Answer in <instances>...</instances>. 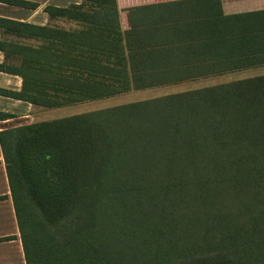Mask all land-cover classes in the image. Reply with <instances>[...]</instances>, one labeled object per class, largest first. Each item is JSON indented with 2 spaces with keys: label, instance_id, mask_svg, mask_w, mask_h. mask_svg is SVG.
I'll return each instance as SVG.
<instances>
[{
  "label": "trees",
  "instance_id": "1",
  "mask_svg": "<svg viewBox=\"0 0 264 264\" xmlns=\"http://www.w3.org/2000/svg\"><path fill=\"white\" fill-rule=\"evenodd\" d=\"M83 1L58 10L81 29L0 19L39 38L0 41L23 80L0 94L54 109L264 64L241 35L214 57L212 40L123 42L115 0ZM0 148L26 264H264V75L7 129Z\"/></svg>",
  "mask_w": 264,
  "mask_h": 264
},
{
  "label": "crops",
  "instance_id": "2",
  "mask_svg": "<svg viewBox=\"0 0 264 264\" xmlns=\"http://www.w3.org/2000/svg\"><path fill=\"white\" fill-rule=\"evenodd\" d=\"M115 4L123 42L129 38L147 44L149 42L153 44L182 42L181 45L192 43L196 46L201 41L212 40V46H209V48L212 47L209 57L211 54L214 57L215 51H219L215 48L216 43L227 41L231 37L236 41L238 36H245L247 43L239 42H242L243 46H248L250 42L251 46H256V48H259L264 40L260 31L264 27V0H115ZM92 7L90 3L83 0H0V19L39 28L70 31L83 28L82 21L77 17V13L75 15L70 12L62 14L58 10L76 8L75 12L81 13V11L89 12ZM47 8L53 10L51 14L47 13ZM94 8L98 9V5ZM11 40L23 44L31 43L33 46L39 44V38L18 37L0 29V41ZM227 45L231 49V45L229 43ZM188 56L193 57V54L189 53ZM3 62H5V54L0 51V64ZM241 73L252 74L235 80L264 75V64L227 71L193 81L223 78ZM188 82L151 89L178 86ZM22 83L20 76L0 71V90L20 92ZM46 110L53 109H43L26 101L0 94V114L11 116L0 119V132L43 122L45 120L40 118V114L43 113L46 118L44 114ZM0 264H26L1 148Z\"/></svg>",
  "mask_w": 264,
  "mask_h": 264
},
{
  "label": "rangeland",
  "instance_id": "3",
  "mask_svg": "<svg viewBox=\"0 0 264 264\" xmlns=\"http://www.w3.org/2000/svg\"><path fill=\"white\" fill-rule=\"evenodd\" d=\"M255 73H258V72H255ZM251 74L252 73H246V74L241 73V74H232L231 76H227L223 78L221 77L207 78V79H202L198 81L184 83L178 86H168V87L160 88V89L159 88L149 89V90H143V91L131 90L128 92H122V94L114 96L110 99H105V100H100V101H95V102L94 101L83 102V103H79L76 105L68 106L66 108L46 110L44 113L46 115L45 116L46 118H44L43 113L40 114V118L41 119L43 118V120L48 121V120H53L57 118L68 117V116H72L75 114L85 113L88 111L99 110L103 108L123 105L127 103H132V102H138V101L160 97V96H164L168 94L179 93V92L187 91L191 89L214 86L220 83L229 82L231 80L251 76Z\"/></svg>",
  "mask_w": 264,
  "mask_h": 264
}]
</instances>
